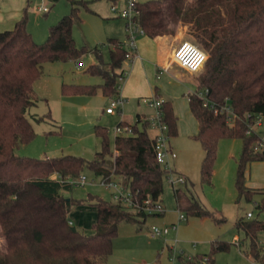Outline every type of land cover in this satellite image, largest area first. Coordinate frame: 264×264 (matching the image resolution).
Listing matches in <instances>:
<instances>
[{
	"label": "trees",
	"instance_id": "trees-1",
	"mask_svg": "<svg viewBox=\"0 0 264 264\" xmlns=\"http://www.w3.org/2000/svg\"><path fill=\"white\" fill-rule=\"evenodd\" d=\"M69 3L70 11L49 28L43 42H35L28 32L25 8L11 28L0 30V264H105L119 223L145 221L148 214L129 210L112 198L108 201L92 194L67 198L63 192L73 185L64 178H76L84 168L100 177H117L138 202L146 197L159 199L162 193L167 171L156 161L155 140L147 131L149 122L139 115L129 132L114 135L113 151L108 146L107 128L94 125L101 149L90 161L71 154L36 158L15 153L19 145L35 137L26 113L35 104L34 83L43 73V63L76 61L91 52L96 62L86 71L99 76L101 82H62L60 94L101 93L111 99L119 93L118 76L127 52L124 42L110 37L99 46L77 47L72 27L80 20V7L90 8L83 0ZM136 7L137 20L148 38L174 36L181 27L187 29L207 55L202 68L195 72L194 89L207 88L211 100L227 102L240 117L228 124L224 114L203 106L195 94L188 95V108L197 123L193 137L204 151L201 182L211 184L219 139L239 138L241 150L234 177L237 200H251L260 193L256 208L264 211V190L247 187L244 176L249 162L264 160V150L255 149L258 136L246 134L244 120L248 113L264 115V0H145L137 1ZM104 44L109 49L107 61L101 53ZM161 109L168 137L176 135L177 116L172 103L164 100ZM117 126L129 123L119 121ZM173 196L177 209L188 216H212L218 223L225 220L181 188L174 187ZM77 205L96 208L92 233L85 234L70 223L68 214ZM235 227L248 240L244 253L264 264V246L258 240V233L264 231V219L238 218ZM229 246L227 241L215 239L208 253L186 263L202 264L206 256L207 264H213L214 254Z\"/></svg>",
	"mask_w": 264,
	"mask_h": 264
},
{
	"label": "rangeland",
	"instance_id": "rangeland-1",
	"mask_svg": "<svg viewBox=\"0 0 264 264\" xmlns=\"http://www.w3.org/2000/svg\"><path fill=\"white\" fill-rule=\"evenodd\" d=\"M83 1L87 2L90 9L81 6L80 20L72 27V35L77 47L99 46L110 37L127 41L125 19L110 11L111 0ZM24 8L27 15V30L34 41L40 43L46 39L49 28L70 11V3L69 0H0V30L11 28ZM143 36H136L137 50H139L138 42ZM166 39L173 43L174 48L188 41L201 49L185 27H181L176 35L168 36ZM108 50L106 44L101 46L104 61L109 58ZM77 62H81L79 68L76 67ZM92 62H96L94 54L85 52L76 61L43 63V73L33 89L35 104L29 107L26 113L33 125L35 137L29 143L19 145L15 149L17 155L42 158L71 154L90 161L101 149V139L95 135L94 125L107 128L108 146L113 151L115 128L120 120L134 124L138 113L149 117L155 114V108L149 103L153 96L145 94L152 86L146 84L141 86L143 94L140 98L126 99L121 110L115 111L112 115L101 113V102L102 104L105 102L104 106L108 105L110 98L103 99L98 97V94L90 96L88 99L90 107L87 109L75 107L66 111L59 94V84L100 83L99 76L86 71ZM127 64L131 63L124 62L122 67H127ZM196 74L184 71L175 63L169 73H164L159 78L153 74V84L160 86L157 98L163 101L169 100L177 116V134L169 137L176 151V157L174 161L171 160V164L174 163L180 175L186 176L187 183L172 185L165 178L160 196L162 214L148 215L145 221L139 224L125 221L119 223L117 234L112 240V252L122 257L126 264H188L187 260L192 262L196 256L208 253L215 238L227 241L230 246L228 250L214 254L213 264H259L250 255L240 252L231 238L237 230L235 221L240 217L245 218V212L252 213V217L245 218L246 220L264 219V211L256 208V203L261 197L260 193H255L251 200L244 198L237 200L234 177L236 159L241 150L239 138L219 139L211 184L201 182L200 164L204 151L199 141L193 137L197 132V123L189 111L187 97L188 91L195 88ZM41 83H44L49 91L46 97L42 96ZM39 117L41 118L38 119ZM261 129H264V124ZM148 134L152 136L154 130L150 128ZM179 173L174 175L177 176ZM81 175L85 177L86 183L74 185L71 190L64 191L67 198L81 199L92 194L104 200H111V191L101 185L100 176L95 175L88 168H84ZM173 187L185 190L203 206L213 211V215L223 217L225 220L218 223L212 216L202 218L188 216L183 211L185 219L179 220L180 211L176 207ZM72 209L73 212L69 214L70 220L72 219L85 234L92 233L91 225L96 220V208L93 205H77ZM152 226H175V228H170L164 236L152 237L149 235ZM238 232L241 240L240 249L244 251L248 240L243 231ZM259 236L258 240L263 239L264 231L259 232ZM1 240L0 238V242Z\"/></svg>",
	"mask_w": 264,
	"mask_h": 264
},
{
	"label": "built area",
	"instance_id": "built-area-1",
	"mask_svg": "<svg viewBox=\"0 0 264 264\" xmlns=\"http://www.w3.org/2000/svg\"><path fill=\"white\" fill-rule=\"evenodd\" d=\"M138 0H124L121 5L112 3L110 5V11L122 18L125 19L126 30H127V41L124 42V47L126 48V59L125 62L131 63L137 57V43L136 36L144 35L143 29L139 25L137 20L139 10L136 7V3ZM206 53L195 46L194 44L185 41L177 45L173 48L171 53V63H175L179 65L182 69L195 73L199 71L204 61L202 62L198 57L200 54ZM207 56V55H206ZM81 66V62H77L76 67L79 68ZM166 69V68H164ZM127 72L125 70H121L120 75L118 76V91L121 88V85L126 77ZM195 94L202 100V105L205 107H209L213 109L214 112H218L224 114L225 120L228 124H233L236 119L240 117L236 114V112L232 109V107L227 103L217 104L213 100L208 97V89H193L190 90L187 94ZM125 99L119 95L115 98H111L108 105L105 108V112L108 114H113L115 111H120L122 108ZM163 100L152 97L149 103L155 108V114L150 118L149 125L153 129L156 130L154 134V155L156 161L161 165L163 169L167 171L166 177L168 181L174 185L175 183H185V178L182 175L175 176V172L171 169V160L176 157V152L170 148L169 146V137L167 134L168 127L166 123L163 121V112L161 109ZM244 120L246 122V134H256L258 136V140L255 146V149L264 150V129H261L264 124V115L262 114H245ZM134 124H129V126H117L115 128V132L123 133L129 132L130 127ZM57 178L58 176H53ZM65 181L69 182L71 185H83L86 183L85 177L83 175H79L76 178H72L66 176L64 178ZM100 183L104 187L108 188L111 191V198L119 203H121L124 207L132 211H143L148 215L155 213H162L163 207L160 203L159 199H153L151 197L144 198L141 202L133 199L130 191L125 188L119 179L112 178H104L100 177ZM247 217H252V213L248 212ZM179 220L185 219V216L180 211ZM170 228H175V226L171 227H159L152 226L149 231V235L152 237H161L166 235L169 232ZM202 264H207V257L204 256L201 261ZM148 264V263H144Z\"/></svg>",
	"mask_w": 264,
	"mask_h": 264
},
{
	"label": "crops",
	"instance_id": "crops-1",
	"mask_svg": "<svg viewBox=\"0 0 264 264\" xmlns=\"http://www.w3.org/2000/svg\"><path fill=\"white\" fill-rule=\"evenodd\" d=\"M123 1L124 0H111L112 3L118 4V5H121L123 3ZM166 37H168V36H157V37L151 39V38H148L147 36L144 35L143 38L140 39V41L138 42V44H139L138 49L139 50H137V57L131 62V64H127L126 65L127 67H122L123 70H125L127 72V74H126V77H125V79L121 85L120 90H119V95H121L125 100L128 98H133V99L140 98L143 94L142 87H141L143 84L144 85L146 84V86L147 85L152 86V88L150 87L148 91L146 90L145 94H147V95L151 94L152 96L157 97L158 89H160V86H158V84H153L154 83L153 82V74H155L156 77L159 78L160 75H163L164 73H169L171 67L173 66V63H171V53H172V50L174 47H173V43L171 41L167 40ZM92 63H94V62H92ZM125 63H128V62H125ZM127 68H128V70H127ZM164 68H166V69H164ZM184 71H186V70H184ZM186 72H188V71H186ZM35 83H34V87H35ZM60 84H59V94H60ZM40 87L43 90L42 96L46 97L49 94V91L46 89L45 84L41 83ZM155 87L157 88L156 90H155ZM97 94H98L97 95L98 97H103V99H107L105 96H102L101 93H97ZM61 97H62V102L66 107V111H69V109H72L75 107H77V109H80V108L87 109L88 107H90L89 106L90 100H88L90 98V96L85 97L82 95H74V96H63V95H61ZM104 103L102 104V102H101V105H102V107H101L102 112L101 113L103 114V112H104L106 115H112V114H108L105 112V108H106L107 104L104 106ZM137 115H139L143 120H148V122H149L150 118L152 117V116L149 117L147 115L138 113L135 116V121H136ZM120 121H125V120H120ZM127 123H129V122H127ZM129 124H131V123H129ZM150 128H152V127H150V125H149V127L147 128V131ZM153 130H154V134H155L156 130L155 129H153ZM154 134L151 137H153ZM168 143H169L170 148L173 149L170 141H168ZM171 169L175 173H179V172H177V170L174 166V163L171 164ZM213 172H214V169H213ZM182 176L185 178L184 184H186L187 178L185 175H182ZM244 176H245V185L247 187L254 189V190H264V160H256V161L249 162L246 165ZM173 189H174V187H173ZM159 200H160V198H159ZM85 207H87V206H85ZM72 212H73V209L70 210L69 214H71ZM248 212H250V211L245 212V218L246 219L250 218V217H247ZM162 213H160V214H162ZM69 214H68V218H69L70 223L73 224L79 231H81L79 229V227L77 225H75V223L72 221V219L70 220ZM156 215H158V214H156ZM240 218L245 219L244 217H240ZM235 231L236 232H234V235H232L231 238L234 240V245L237 247V249L240 252H244V251H241V249H240L241 240H240V235L238 232L239 230L237 229ZM258 237H260L259 233H258ZM215 239H218V238H215ZM259 242L264 246V238L261 240L259 238ZM105 264H126V263L124 262V259L122 257H120L119 255L117 256V255H115V252H112L108 256Z\"/></svg>",
	"mask_w": 264,
	"mask_h": 264
},
{
	"label": "clouds",
	"instance_id": "clouds-1",
	"mask_svg": "<svg viewBox=\"0 0 264 264\" xmlns=\"http://www.w3.org/2000/svg\"><path fill=\"white\" fill-rule=\"evenodd\" d=\"M198 58L203 62L204 60L207 59V56L205 54L201 53Z\"/></svg>",
	"mask_w": 264,
	"mask_h": 264
}]
</instances>
